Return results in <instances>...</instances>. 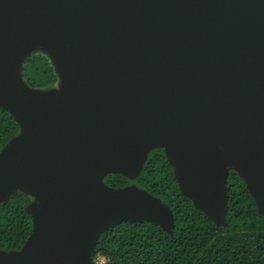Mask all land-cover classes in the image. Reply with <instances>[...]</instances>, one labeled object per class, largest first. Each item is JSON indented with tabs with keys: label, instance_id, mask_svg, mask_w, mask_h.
Listing matches in <instances>:
<instances>
[{
	"label": "water",
	"instance_id": "obj_1",
	"mask_svg": "<svg viewBox=\"0 0 264 264\" xmlns=\"http://www.w3.org/2000/svg\"><path fill=\"white\" fill-rule=\"evenodd\" d=\"M51 52L61 91L21 65ZM0 106L19 135L0 153V202L33 199V230L0 264H89L112 225L171 212L135 178L162 148L181 192L225 221L233 168L264 214V0H0Z\"/></svg>",
	"mask_w": 264,
	"mask_h": 264
},
{
	"label": "trees",
	"instance_id": "obj_2",
	"mask_svg": "<svg viewBox=\"0 0 264 264\" xmlns=\"http://www.w3.org/2000/svg\"><path fill=\"white\" fill-rule=\"evenodd\" d=\"M21 75L31 90L50 91L58 82L50 59L40 53L22 63ZM19 133L15 118L0 106V153ZM102 183L108 189L133 188L158 199L171 212L173 225L165 231L150 221L116 223L98 237L94 264L95 259L104 264H264V214L235 171L226 176L223 224L215 223L181 192L162 148L146 154L135 178L108 174ZM32 204L33 199L22 191L0 202L1 253L20 252L28 242Z\"/></svg>",
	"mask_w": 264,
	"mask_h": 264
},
{
	"label": "rangeland",
	"instance_id": "obj_3",
	"mask_svg": "<svg viewBox=\"0 0 264 264\" xmlns=\"http://www.w3.org/2000/svg\"><path fill=\"white\" fill-rule=\"evenodd\" d=\"M30 53H32V54H36V53H40V54H43V55H45L46 57H48L49 59H50V61H51V52H50V50L49 49H47V48H43V47H40V46H37V47H35L34 48V50L32 51V52H30ZM52 62V61H51ZM64 88V83H63V81H62V79H60L59 77H58V82H57V84L55 85V87L53 88V90H55V91H61L62 89ZM7 111L9 112V113H11V111H9L8 109H7ZM227 169H230V170H233V168L231 167V168H227ZM95 263L96 264H101V262H99L98 260H96L95 259ZM89 264H94V261H93V259H92V256H90L89 257Z\"/></svg>",
	"mask_w": 264,
	"mask_h": 264
},
{
	"label": "clouds",
	"instance_id": "obj_4",
	"mask_svg": "<svg viewBox=\"0 0 264 264\" xmlns=\"http://www.w3.org/2000/svg\"><path fill=\"white\" fill-rule=\"evenodd\" d=\"M99 262H101V264H104L103 260L102 259H97ZM103 262V263H102Z\"/></svg>",
	"mask_w": 264,
	"mask_h": 264
},
{
	"label": "built area",
	"instance_id": "obj_5",
	"mask_svg": "<svg viewBox=\"0 0 264 264\" xmlns=\"http://www.w3.org/2000/svg\"><path fill=\"white\" fill-rule=\"evenodd\" d=\"M103 263V262H102Z\"/></svg>",
	"mask_w": 264,
	"mask_h": 264
}]
</instances>
